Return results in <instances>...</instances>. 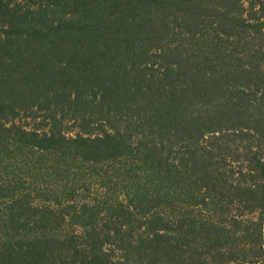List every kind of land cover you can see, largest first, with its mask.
I'll return each mask as SVG.
<instances>
[{
  "label": "trees",
  "instance_id": "16d2710c",
  "mask_svg": "<svg viewBox=\"0 0 264 264\" xmlns=\"http://www.w3.org/2000/svg\"><path fill=\"white\" fill-rule=\"evenodd\" d=\"M229 128L264 139V0H0V264L246 253L222 219L264 161L226 177Z\"/></svg>",
  "mask_w": 264,
  "mask_h": 264
},
{
  "label": "rangeland",
  "instance_id": "374dc122",
  "mask_svg": "<svg viewBox=\"0 0 264 264\" xmlns=\"http://www.w3.org/2000/svg\"><path fill=\"white\" fill-rule=\"evenodd\" d=\"M25 6L33 3L34 0H16ZM245 6H249L248 1H245ZM232 128L224 129L221 132L210 133L204 139H209L203 142L207 146L217 147L214 152L221 153V170L225 171L226 177L231 179L233 183L237 184L242 173H249L251 161L254 157H259L264 161V148L256 149L255 147L247 148L245 145L249 141L254 143L264 144V139H243L244 135H239ZM262 141V142H259ZM254 172L255 170H251ZM233 175V176H232ZM235 181V182H234ZM263 183V180L261 181ZM260 184V182H258ZM260 184L259 191L256 188L246 189V184L242 185L245 194L241 195L240 190L237 192H228L229 203L227 204V215L223 217L222 224L227 228L228 233H236V235L245 238V235L250 234V239H256V244L241 243L239 248H247V252H241L236 249L230 251L224 250L222 256L225 264H264V212H261V207L264 206V184ZM254 187V186H253ZM255 189V190H254ZM241 201V202H240ZM218 220V219H216ZM221 220V219H220ZM257 223L258 225L257 228ZM250 226V230L246 227ZM243 257V258H242ZM206 261L204 264H218L219 262L212 263L207 255L204 256ZM222 263V261L220 262Z\"/></svg>",
  "mask_w": 264,
  "mask_h": 264
}]
</instances>
